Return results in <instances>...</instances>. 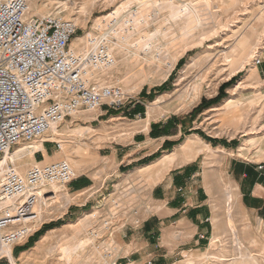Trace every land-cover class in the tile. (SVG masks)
<instances>
[{
    "label": "rangeland",
    "instance_id": "obj_1",
    "mask_svg": "<svg viewBox=\"0 0 264 264\" xmlns=\"http://www.w3.org/2000/svg\"><path fill=\"white\" fill-rule=\"evenodd\" d=\"M172 1L178 6L186 5L192 9L200 0ZM210 2L215 17L206 19L202 25L197 26L193 41L188 45L185 44L190 39L183 42L179 38L181 22L171 21L168 10L160 12L144 26L141 33H153L158 29L160 31L154 39L155 47L152 54L155 57L153 58L151 54H145L134 46L140 39V32L119 35L120 23H114L115 19L108 22L109 24L104 21L105 16L123 3H125V12H135L138 9L135 0L130 2L129 0H28L31 15L41 16L52 12L75 22L77 31L70 45L77 38L81 39V45L77 50L82 47L86 35L100 32L108 34L113 42L115 56L113 61L115 65L108 68V81L119 85L126 94L130 95V99L117 110L109 109L104 105L91 112H79L64 120L58 126L61 135L57 137L62 141L60 149L54 146L50 141L52 139L45 138L39 140L41 148H36L33 152L27 151L22 157L10 158L9 161L13 162L23 174L30 165L43 164V161H38L43 158L41 154L44 152V147L48 155L61 154L63 160L70 163L75 175L84 173L99 177L107 165L102 157L108 151L104 147L105 144L115 145L116 141L125 143L131 139L132 134L145 132L149 121H166L171 117H176L180 122L181 136H189L191 133H197L194 130L197 128L194 126L204 119L206 113L212 111L207 109L221 103L219 108L221 110L213 111L218 114L214 118L220 120L221 115L222 118L226 115L231 116L234 126L227 135L234 137L238 155L245 154L249 149L256 150L261 146L263 148L264 79L258 77L255 65L261 63L259 54L264 48V0H210ZM97 22H100L99 27L96 26ZM173 37L177 38L174 42L177 44L168 47L167 51L162 53L163 43L169 42ZM128 50L130 53H127ZM131 53L137 54V58L129 55ZM256 58H260V63L255 64ZM180 59L182 63L178 65ZM241 63L243 68H240ZM140 68L145 70L147 76L144 82H140L139 78L132 79L130 76ZM231 71H235V74L227 79ZM232 78L233 81L224 88L225 95L219 102L208 104V107L193 113L203 100L205 103L214 98L221 85L228 83ZM164 82H167V89L156 91L155 88ZM143 90L145 94L141 93ZM228 99L231 101L227 104ZM131 104L142 106L144 113H138L136 117L132 114L128 115L129 110L126 109ZM124 115L126 118H123ZM79 125H88L89 132L82 136L69 130ZM200 129L207 132L210 126L204 124ZM221 134L220 130L212 132V135L221 136ZM37 142L18 146L31 147ZM179 142L180 140L176 143ZM173 144H165L153 152V157L149 161H156L160 155L166 154L168 149L175 147ZM78 146L82 148L80 154L74 153ZM4 155H0V160ZM171 160L172 155H165L157 161L158 168L154 169L156 170L154 175H149L150 172L145 170L135 171V163L129 165H134L133 168H119L115 177L117 181H114L112 186L106 187L107 190L103 193L92 195L85 205H82L83 202L94 189L75 190L71 182L63 186L54 185L61 191H54L53 187L54 194L46 195L48 199L44 196L43 199L41 198V205L36 206L39 213L38 222L32 227V233L25 241L15 245L7 257L0 259V264H118L119 259L117 261L116 258L119 245L116 238L107 235L98 239L96 236V233L98 236L104 234L101 228L102 219L116 212L117 219L121 218L122 213H129L132 208L138 210L140 218L142 215L152 214L156 207L150 202V189L157 183ZM108 198H114L115 203L111 204L109 201L107 212L101 211L99 205ZM227 209L230 210L231 218L229 238H213L210 245L177 255L173 264H226L230 262L226 259L236 257L240 251L246 252L256 260L251 264H264V255L258 254V246L259 244L263 246L264 241L242 238L245 232L250 235L260 230L263 232V226L246 228L244 224H239L236 220L232 221L234 215L231 203L229 208L225 206V211ZM48 223H55L56 226L47 229L32 246L27 247L30 237ZM39 242L43 247L40 246L41 250L37 251L35 246L37 243L40 245ZM49 248H53L54 251L47 252Z\"/></svg>",
    "mask_w": 264,
    "mask_h": 264
},
{
    "label": "built area",
    "instance_id": "obj_2",
    "mask_svg": "<svg viewBox=\"0 0 264 264\" xmlns=\"http://www.w3.org/2000/svg\"><path fill=\"white\" fill-rule=\"evenodd\" d=\"M27 11L28 0H0V155L41 140L53 126L58 128L79 112L104 105L117 110L130 99L108 81L115 57L108 34H88L76 50L70 47L77 31L73 20L58 13L28 16ZM50 141L61 148L57 140ZM75 178L63 159L32 164L23 174L11 161L0 166V259L7 257L4 250L12 251L32 233L39 214L35 205L54 194L50 186H63ZM113 199L100 204L101 211L107 212ZM138 215L135 208L118 219L117 212L108 214L101 222L104 234L92 232L100 239L112 236L113 228L137 227L142 223ZM118 255L117 250V261Z\"/></svg>",
    "mask_w": 264,
    "mask_h": 264
},
{
    "label": "crops",
    "instance_id": "obj_3",
    "mask_svg": "<svg viewBox=\"0 0 264 264\" xmlns=\"http://www.w3.org/2000/svg\"><path fill=\"white\" fill-rule=\"evenodd\" d=\"M259 57L261 63L255 68L258 77L264 79V48ZM221 105L207 109L212 111L194 126L197 133L189 136H181L180 122L176 117L160 122L149 121L145 132L132 134L127 142L105 144L108 151L102 157L107 165L99 177L77 173L71 181L75 190L94 189L83 202L85 205L92 195L103 193L106 187L117 181L115 177L119 168H133L135 165V171L145 170L154 175L157 161L165 155H172L167 169L150 189V202L156 207L155 211L142 215V224L137 227H117L111 231L119 245L118 264H173L177 255L210 245L213 238H229L231 218L228 209L225 211L229 203L233 207L232 221L236 220L246 228L261 225L264 230V147L238 155L234 137L227 135L234 126L231 116L222 118L221 115L220 120L214 118L218 114L213 111ZM139 106L131 104L126 109L129 110L127 114L135 117L138 113L143 114L144 109L137 110ZM204 124L210 126L207 132L200 129ZM152 125L154 134H150ZM213 130L222 131L221 136L212 135ZM165 144L175 147L156 161H149L148 157ZM43 149V158L38 162L46 164L63 159L61 154L48 155ZM242 238L262 242L264 231L253 235L245 232ZM258 252L264 255V245L259 244ZM226 260L230 261L226 264L256 262L251 255L241 251Z\"/></svg>",
    "mask_w": 264,
    "mask_h": 264
},
{
    "label": "bare ground",
    "instance_id": "obj_4",
    "mask_svg": "<svg viewBox=\"0 0 264 264\" xmlns=\"http://www.w3.org/2000/svg\"><path fill=\"white\" fill-rule=\"evenodd\" d=\"M130 1H132V0H129V2ZM135 1L137 2V6H138V9L135 10V12H125L124 11L125 3H123L120 6H118L114 11H112L109 15L104 17V21H106L107 23L108 22L110 23L114 19H115L114 23L115 22L118 24L120 23L118 25L120 33L117 32V33H119V35L122 34L124 36L126 33L130 34L131 32H134V33L140 32L141 33L143 31L142 29L144 28V26L148 25L150 23V21L153 20V18H156L160 12H162L164 10H168L171 21L174 20L177 22H179V21L181 22L182 25L179 26L180 27L179 28V30H180L179 38L181 39L180 41H183V42H185V40L187 41L188 39H190L185 44V45H188L191 41H193L194 30L197 28V26L202 25V23H204L206 19H213L216 15L215 11L211 10L210 0H200L192 9L186 7V5L178 6L172 0H135ZM27 15L31 16L30 4H28ZM96 26L99 27L100 22H97ZM159 33H160V31L158 29L153 33H141V34H139L140 39L137 40V42H135L134 46H137V49L139 48L140 51H142L145 54H151L152 57L154 58L155 55L152 54L153 50H154L153 48L155 47L154 39ZM176 39H177L176 37H173L169 42L163 43L164 51L162 53H164L165 50L167 51L168 47H170L172 45L173 46L176 45L177 43H174ZM123 40H125V39H123ZM80 45H81V39L77 38L74 41V43H71L70 47L77 50ZM127 53H130V50H128ZM129 55H131L135 58H137V56H138L135 53H131ZM129 55H127V56L129 57ZM158 56H160V54H158ZM114 63L112 64V66L115 65ZM240 68H243V63L240 64ZM134 73H137V74H134ZM134 73H133V75H130L132 79L139 78L140 82H144L147 80V76H146L145 70L143 68L137 69L136 71H134ZM234 74H235V71L229 72V74L227 75V79L230 78L231 76H233ZM230 101H231V99H228L226 101V103L228 104V103H230ZM89 129H90V127L88 125H84V126L79 125V127H75V128H71V129L69 128V130L72 133H74V134L78 133L79 135H82V136L87 134L89 132ZM50 133L52 135L45 134L42 139H45V138L57 139L58 142H60V143L62 142L57 137V136L61 135V132L58 128L53 126L51 128ZM54 134H57V135L55 136ZM18 147H16V149L13 151L6 152L5 155L2 157L3 159L1 158V160H0V164H3V163L7 164L9 162L10 158L22 157L24 155V153L27 151L32 150V152H33L34 149L41 148V142L39 141V142H37V144L31 145V147L30 146H18ZM81 151H82L81 146H78V148L74 150V153L80 154ZM53 187H54V185L50 186L51 192H53L52 191ZM53 190L54 191L55 190L61 191V189H57L56 186L53 188ZM63 194L65 195V193H63ZM38 205L39 206L41 205V199H38V201L35 205V208ZM227 206L229 208V205H227ZM228 212L230 215L229 209H228ZM88 216H90V215H88ZM38 218H39V215H38ZM32 227H31V230H32ZM39 244L40 245H38V243H37L35 246V248H37V251L41 250V247H43V245L40 242H39ZM53 251H54L53 248H49L47 250V252H53ZM10 252H11V249L7 248L6 250H4L3 254L5 256H8L10 254Z\"/></svg>",
    "mask_w": 264,
    "mask_h": 264
},
{
    "label": "trees",
    "instance_id": "obj_5",
    "mask_svg": "<svg viewBox=\"0 0 264 264\" xmlns=\"http://www.w3.org/2000/svg\"><path fill=\"white\" fill-rule=\"evenodd\" d=\"M181 63H182V59H180V60L178 61V65L181 64ZM233 79H234V78H232L228 83H225V84L221 85L218 94H217L214 98H212L211 100H209V101H207V102H205V103H204V100H203V101L201 102V104H200L197 108H195V110L193 111V113H194V112H197V111H200V109H202L203 107H206V106L208 107V104L211 105V104H214V103L219 102V100H220L222 97H224V95H225V93H224V88H225L230 82H232ZM230 84H231V83H230ZM166 86H167V82H164L161 86L155 88V90H156V91H163V90H166V89H167ZM141 93L143 94V91H142ZM137 110H138V111H142V110H143V107H142V106H139ZM135 113H136V112H135ZM151 127H152V130H151L150 134H154V133H153L154 125H152ZM152 157H153V155H151L149 159L151 160ZM83 186H85V185H83ZM83 186H82V187H83ZM55 226H56L55 223H48V224H45L40 230H38L33 236L30 237V239L28 240V243H27V244H28L27 247L32 246L33 243H34L36 240H38V238H39V237H40V236H41V235H42L47 229H52V228H54Z\"/></svg>",
    "mask_w": 264,
    "mask_h": 264
}]
</instances>
